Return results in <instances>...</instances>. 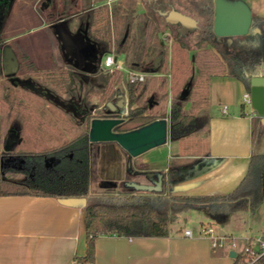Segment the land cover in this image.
I'll list each match as a JSON object with an SVG mask.
<instances>
[{"label": "crops", "instance_id": "obj_1", "mask_svg": "<svg viewBox=\"0 0 264 264\" xmlns=\"http://www.w3.org/2000/svg\"><path fill=\"white\" fill-rule=\"evenodd\" d=\"M215 5L216 29L222 36L250 29L253 15L264 19V0H215ZM157 10L161 11L160 8ZM16 11H80L61 18V32L44 25L40 39L43 41L46 35L45 41L47 39L49 45L47 42L42 44L51 49L50 28L61 42L63 64L70 63L80 78L91 75V80H97L98 76L112 70L104 65L103 60L113 50H105L108 30L103 36L99 34L101 28L91 33V26L105 21V25L107 23L112 27V18L120 16L114 11H137L144 15L148 8L142 0H53L51 3L32 0ZM183 12L195 19L199 10L183 9ZM41 19L39 15L37 19L30 20L21 13L19 21L21 26V21L25 20V33L21 28L14 38L19 41L24 36L33 37L41 42L35 26ZM24 48L27 50V47ZM50 52L53 65L52 50ZM113 52L116 60L123 63L119 56L126 54L125 50ZM120 70L144 72L128 65L127 60ZM153 74L160 73L156 71ZM245 92L247 88L236 77L221 74L211 76L209 122L204 132H193L175 140L169 137L166 143L131 159L117 142L105 141L97 150L96 162L100 160L97 177L108 185L125 184L126 181L150 184L152 180L144 172L154 171L165 175L163 195L223 194L232 191L246 175L252 154L264 153V115L258 113L252 102L242 101ZM127 103L126 99H122L117 101L116 106H109L111 111L119 110L124 115L127 113ZM223 105H227L226 113L221 112ZM201 159L209 160L208 164L199 166L196 162ZM187 165H192L190 170L197 172L174 182L168 181L169 169ZM140 166L145 171H141ZM92 192L90 189L88 197L64 198L0 195V264L79 263L75 256L84 255L87 250L85 206L93 196ZM190 210L179 214L184 219V225L171 223L166 236L98 234L95 239L96 258L89 264H233V250L228 247L215 248L209 238L199 234L202 225L209 223L216 226L217 221L207 217L194 225L186 216ZM224 222L219 230L227 235L240 238L257 234L264 228V201L254 212H230ZM186 228L192 230L193 237L184 234ZM259 264H264V259Z\"/></svg>", "mask_w": 264, "mask_h": 264}, {"label": "trees", "instance_id": "obj_2", "mask_svg": "<svg viewBox=\"0 0 264 264\" xmlns=\"http://www.w3.org/2000/svg\"><path fill=\"white\" fill-rule=\"evenodd\" d=\"M12 0L0 2V88L10 87L11 81L4 80L3 51L5 40L3 31L6 18L11 9ZM148 11L156 10L158 0H142ZM193 1V0H192ZM190 1L198 3L196 27L186 33L176 28V35L166 49L169 55V64L163 73L170 72V82L158 77L157 82L145 85L143 81L132 82L127 79L128 91L127 113L121 115L111 111L106 115H93L84 110L80 114L86 121L85 131L62 143L45 146L37 150L15 151L6 143L0 150V195H39L64 197H88L91 184V167L96 162L97 142L89 139L90 121L95 117H122L121 123L114 130L123 132L150 123L158 118L166 117L164 103L168 98L164 95L168 88L174 92L170 100V137L179 139L193 132L206 129L209 113V85L213 75H227L240 79L247 91H250L251 80L255 76L264 77V19L253 15L251 27L246 33L220 36L215 33V0L200 3V0ZM179 8L171 6L169 10L158 11L161 19H157L162 27L171 28L174 23L167 20L168 11ZM187 9V8H184ZM102 12V11H94ZM184 13V12H183ZM120 16L112 18V31L108 29L105 50L123 51V44L116 42L114 35L118 32ZM160 20V21H158ZM157 26L151 19L146 21L143 30L144 48L136 60L130 63L135 69H140L146 60V53L156 34ZM52 56L54 59L51 69L44 73L49 82L60 89L72 82L76 72L70 67H62L63 54L61 42L56 33L48 28ZM191 40V41H190ZM18 65L22 62L35 70L30 55L16 43ZM192 53V60L189 58ZM220 57H219V55ZM197 67L198 72H194ZM6 75H11L6 73ZM107 82L101 94L102 102H106L114 94V85L122 79V71L114 68L107 72ZM194 76V78H193ZM187 78L192 79L190 91V107L186 108L189 99L185 98L181 84ZM31 87V83L25 84ZM159 89L163 105L155 109L149 105L147 98ZM10 95L1 100L7 110L22 112L24 104L14 98L16 89L10 88ZM1 124V120H0ZM256 128V126H255ZM1 137V131H0ZM128 154V153H127ZM209 160L197 161L199 166L207 165ZM192 166V165H191ZM191 166H179L168 170V181L174 182L191 175L194 171ZM14 176L16 178H12ZM264 201V153L252 154L249 167L242 181L232 191L223 194L163 195V191L155 193H136L124 191L119 195H110L100 201H88L86 210V241L87 250L84 255L75 256L80 264H89L95 261V239L98 234H119L126 236H166L170 232V224L178 214L193 208L208 212L216 221L224 220L230 212L249 210L254 212ZM222 218H221V217ZM218 217V220H217ZM216 218V219H214ZM236 258H234V262Z\"/></svg>", "mask_w": 264, "mask_h": 264}, {"label": "rangeland", "instance_id": "obj_3", "mask_svg": "<svg viewBox=\"0 0 264 264\" xmlns=\"http://www.w3.org/2000/svg\"><path fill=\"white\" fill-rule=\"evenodd\" d=\"M30 1L32 0L11 1V9L9 11L8 17L6 18L5 28L2 33L5 40V46L8 45L12 47L14 53L16 52L17 54L18 51L16 43L19 45V47L23 48L25 51H28L30 58L32 61H34L33 68L35 70H33L31 67H28L25 62H22V67L20 69H17L16 66V68H13L12 72L8 73L11 75H6L5 73L3 76L4 80L7 79L11 81V85L10 87L8 86L0 88L1 97H8L10 95L9 90L12 87L13 89L17 90L14 98L17 101L23 103L24 108L26 109H24L22 112H9L1 100L0 150L5 148L7 142H9L15 151L37 150L45 146L62 143L68 139L74 138L86 129L87 123L80 114H76V108L78 109V113L87 110L93 115H106L111 112L109 105L112 104L116 106L117 101L122 99H126L128 101V91L126 88L128 71L124 72L121 70L122 79L114 85V94L109 97L106 102H102L101 100V94L107 82L106 74H101L98 76L99 78L97 80H91V78H89L91 75L87 74V76H82V78H80V75H76L72 82L69 83L64 89H60L47 80L44 71L51 69V49L47 45L43 46L44 44H42V42H47L48 44L47 39L45 41L47 36L44 35V39L42 41L40 39L42 36L40 35V32L43 33L44 25H50L53 30L61 32V18L68 14L80 13V11H29L27 13L24 11H16L18 8L20 9V7L24 8ZM46 1L51 3L53 0ZM197 4L198 3L195 2L190 3L187 0H158L156 4V10L158 8L169 10V8L174 5L180 10L187 8L191 11H197ZM116 12L120 14L121 19L118 22V32L114 35V37L116 42H119V45L123 44L122 40L125 41L123 44V50H125L126 54L121 53L119 56L123 63H126V60L128 65L134 62L139 56V53H141L143 50L144 25L146 21L151 19V21H153L157 26L158 31L152 44L150 45V48H148L149 50L145 56L146 60L141 64L140 67V70L144 71L143 73H145L143 82L145 85H151L157 82L158 77L162 76V78H164L163 80L167 79L169 83L170 72L167 71L166 73H163L162 71L166 68V65L169 64L170 54L168 53V56L165 59L166 49L170 48L171 41L174 39V35H176V28L179 27V24L165 29L162 27V25H160L159 22H156L158 18L161 19V16L159 17L158 15V11H147L144 15L138 14L137 11H124V13L123 11H114V13ZM21 13L23 15L25 14L30 20L37 19L39 15L42 16L43 20L41 19L40 23H36L37 25H35L36 29L39 30L37 35L41 42H39L37 39H34L33 37L24 36L19 41L14 38V35L19 32V29L21 28L22 32L25 33V20L21 21L20 26L19 18ZM104 23L105 21L96 24L94 23L91 26V33L98 32L97 28H101L99 30V34L106 36L107 30L110 28L113 35L112 28L109 27V25L107 26V23L106 25ZM19 26L20 28H17ZM23 45H25L24 47H27V50L23 47ZM112 50L115 51L114 47ZM189 58L192 60L191 52H189ZM155 61H157L156 65L154 64ZM61 66L70 67L73 69L68 62L64 64L62 63ZM82 67L84 66L82 65ZM156 71L160 74H153ZM194 72H198L197 67H194ZM27 83H31L32 86L26 87L25 84ZM192 84V79L190 80V78H187V80H184L180 87V89H183L185 98L189 99V102L186 103L187 108L190 107V91ZM173 93L174 92L169 87L167 92L164 94L168 98V102L166 101V104L164 103V114L168 120H170V100L173 96ZM147 102L149 105L154 106L155 109L161 108L163 101L160 95V90H155L147 98ZM116 112L123 113L119 110H116ZM205 130L206 129H203L201 131L204 132ZM103 142L104 141L97 142V150ZM127 156L130 159L133 157L129 154H127ZM99 161L100 160L98 159V161L95 162V164L91 167L90 189L93 191V196L89 198L90 201H100L107 196L119 195L124 191L147 193L146 191L137 190L134 187L127 186L124 183L108 185V183L105 182L103 184L97 177V174L99 173L97 164ZM140 168H142L141 171L144 170L143 167L140 166ZM11 177L16 178L14 176ZM179 214L173 223L174 225L176 224L182 226L184 225V219ZM186 216L188 217V220L194 225H198L201 219L206 220L207 217L211 218V215L208 212L198 208L191 209L188 214H186ZM224 220L222 219L217 221L216 228L220 229V226L225 223ZM222 221L224 223H222Z\"/></svg>", "mask_w": 264, "mask_h": 264}, {"label": "water", "instance_id": "obj_4", "mask_svg": "<svg viewBox=\"0 0 264 264\" xmlns=\"http://www.w3.org/2000/svg\"><path fill=\"white\" fill-rule=\"evenodd\" d=\"M3 0H0V2ZM216 11V8H215ZM167 20L174 24H179V30L186 33L194 30L196 20L179 10L171 9L167 14ZM217 11L215 14L214 30L216 29ZM249 30V29H248ZM247 30V31H248ZM247 31L243 32L246 33ZM241 34V33H237ZM236 35V34H234ZM222 36V35H220ZM231 36V35H230ZM18 59L12 47L6 45L3 51V67L5 73L12 72L16 68ZM264 77L255 76L251 80V102L259 114L264 115ZM122 117H95L90 121L89 139L91 142L115 141L130 156H138L145 151L164 144L170 137V120L166 117L155 119L143 126L128 131L119 132L114 127L121 123ZM197 172V171H195ZM144 174L152 180V183H138L135 181H126L125 185L134 187L137 190L147 193L162 192L164 189V173L146 171ZM155 177V178H154ZM235 251H231V256H235Z\"/></svg>", "mask_w": 264, "mask_h": 264}, {"label": "built area", "instance_id": "obj_5", "mask_svg": "<svg viewBox=\"0 0 264 264\" xmlns=\"http://www.w3.org/2000/svg\"><path fill=\"white\" fill-rule=\"evenodd\" d=\"M113 1V0H108ZM103 63L110 69H123V63L116 60L115 53L109 52L105 55ZM145 78V73L129 70L127 73V79L132 82H140ZM242 101L244 103H251L250 92L247 91L243 94ZM221 112H227V105L221 107ZM186 236L193 237L194 233L191 229L186 228L184 230ZM201 236L207 237L211 240L213 247H228L235 251L236 261L233 264H259L264 259V228L257 234L245 235L243 237H237L227 235L221 232L214 224H204L201 226ZM80 264V263H74Z\"/></svg>", "mask_w": 264, "mask_h": 264}]
</instances>
